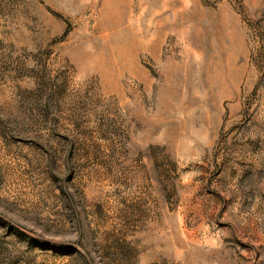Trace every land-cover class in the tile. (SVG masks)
<instances>
[{"label": "rangeland", "instance_id": "obj_1", "mask_svg": "<svg viewBox=\"0 0 264 264\" xmlns=\"http://www.w3.org/2000/svg\"><path fill=\"white\" fill-rule=\"evenodd\" d=\"M0 264H264V0H0Z\"/></svg>", "mask_w": 264, "mask_h": 264}]
</instances>
